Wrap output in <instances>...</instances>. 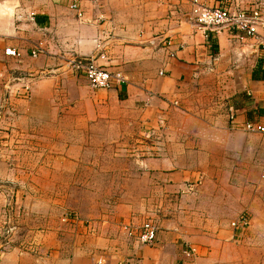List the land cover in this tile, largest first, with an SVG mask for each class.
<instances>
[{
  "label": "crops",
  "instance_id": "0c3cea01",
  "mask_svg": "<svg viewBox=\"0 0 264 264\" xmlns=\"http://www.w3.org/2000/svg\"><path fill=\"white\" fill-rule=\"evenodd\" d=\"M198 1L209 7H218L224 2ZM235 1L233 7L249 9L258 5L264 13V0ZM74 3L78 4V9L73 7ZM193 9V0H0L1 106L5 105L3 99L9 92L8 87L13 89L10 104L0 115V178L4 184L13 178L16 169L24 167L23 153L27 145L35 151L43 150L40 145L43 133L38 125L45 117L35 110L36 104L48 100L45 93L49 86H54L49 81H58L56 88L60 87L59 81H63L72 99L78 98L88 106L97 107L101 116L117 118L116 114H123L122 110L121 114L117 110L124 107L125 113H131L126 115L127 119L141 122V130L145 133L158 131L161 122L172 119L173 111L199 116L190 110L195 109L201 118L214 124L210 132L219 142L215 145L221 144L218 137L231 140L225 143L230 159L214 162V166L250 169L254 163L263 169L259 181L263 190L264 147L257 150L247 146V134L260 133H249L239 125L248 121L264 124V50L252 48L250 45L255 42L252 39L242 44L238 34L229 29L217 32L192 27ZM258 29L264 36V14ZM162 37L173 38V44L161 47ZM151 40L158 41L159 45H151ZM8 47L22 53L21 61L6 55ZM36 50L39 54L33 57ZM100 51L107 52L108 59L99 62L112 72L123 73L127 80L125 85L93 89L85 77L68 70L67 61L72 57L90 56ZM46 70L56 72L41 76L40 73ZM19 75L34 77L32 81H26L31 87L30 98L14 99L12 96L23 85L20 82L13 85L11 81ZM51 100L56 106L60 99L51 97ZM232 113L238 121L234 128L230 121ZM50 115L52 121L55 118L57 122L60 118L56 107ZM51 135L52 140L58 139L53 130ZM236 140H242L243 146L233 143ZM63 145L67 148L68 143ZM225 146L220 152L223 153ZM156 148L163 154L145 161L152 178L168 181L169 186L182 191L208 181L203 170L206 163L202 164L204 161L199 157L188 158L187 154L182 157L181 153L187 150L182 143L178 145L180 154L174 158L165 153L167 149ZM197 149L198 145L188 150ZM226 176L228 182L219 178L222 183H227L223 186L224 194H235L237 190L228 183H235L236 177L229 173ZM243 178V184L250 185L251 177L245 175ZM242 186L243 190L250 187L251 191V186ZM253 195L259 197L256 203L250 202L233 220H238L244 213L249 216V223L241 232L242 240H237L240 243H233L237 232L220 217L217 222L223 225L217 226V230L215 220H212L205 227L197 225L201 229L197 230L196 236L178 227L176 220H168L157 232L153 245L138 243L139 240L119 248L116 243L89 244L108 247L105 256L100 254L104 264H176L182 259L184 264H217L215 257L208 261L209 249L226 241L229 255L218 259L219 262L264 264V194L260 192L259 196L256 191L245 198L251 200L249 196ZM4 203L1 191L0 224L5 221L4 217L15 215L12 207L5 212ZM28 223L27 219L25 224ZM207 228L213 231L211 237L204 235ZM23 244L33 245L21 243L3 257L1 264H94L88 257L90 249L80 248L78 243H68V249H61L60 243H47L46 249L41 250L42 246H39L35 254L20 250ZM189 247L195 249L193 258L185 255ZM237 249L243 251L244 256L232 253Z\"/></svg>",
  "mask_w": 264,
  "mask_h": 264
},
{
  "label": "rangeland",
  "instance_id": "374dc122",
  "mask_svg": "<svg viewBox=\"0 0 264 264\" xmlns=\"http://www.w3.org/2000/svg\"><path fill=\"white\" fill-rule=\"evenodd\" d=\"M49 83L54 86H49L45 93L48 100L36 104L35 109L45 117L38 125L43 133L39 142L43 150L35 151L27 145L23 153L24 167L16 169L13 178L5 183L8 189L2 191L5 212L12 207L15 214L6 217L18 225V230L7 239L6 217L0 224V239L9 242L0 243L6 247L5 255L21 243H32L28 246L23 244L20 250L34 254L41 246V250L46 249L47 243H60L61 249H68V243H78L80 248L90 249L88 257L96 264L95 259L100 254L105 256L104 252L109 249L89 243H116L119 248L137 242L138 232L144 223L152 222L160 230L168 220H176L178 227L196 236L197 230L201 229L197 225L205 227L212 220H215L214 228L217 230V226L223 225L217 222L220 217L237 232L236 242H232L240 243L237 240H242L243 226L236 229L232 223L250 202L256 203L259 198L253 195L248 200L245 197L249 193L257 191L259 196L260 192L264 194L259 182L263 169L254 163L250 169L245 166L237 169L214 166V162L230 159L225 143L231 140L218 137L221 144L215 145L219 142L210 132L214 127L212 121L201 118L200 113L189 107L199 116L173 111L172 119L161 122L158 131L145 133L141 130V122L127 119L126 115L131 113H125L124 107L117 110L119 113L123 111L122 115L116 114L117 118L101 116L97 107L88 106L78 98L72 99L63 81H59V88L55 86L58 81ZM51 97L59 98V104L54 106ZM55 107L60 112L59 122L55 118L53 121L50 119ZM52 130L58 139L52 140ZM28 133L33 134L30 130ZM247 135L248 147L257 150L264 147V135ZM65 143H68L67 148L63 145ZM181 143L187 147L181 153L182 157L187 154L188 158L202 159V164L206 163L203 170L208 177L207 182L186 187L185 191L169 186L168 181L152 178L145 165L148 158L163 154L156 146L167 149L165 153L174 158L180 154L178 145ZM233 143L243 146L244 142L236 140ZM197 145L198 149L201 148L199 152L198 149L188 150ZM222 146H225L223 153L220 152ZM227 173L236 177L235 183H228L237 190L235 194H224ZM245 175L251 177L250 185L243 184ZM219 178L226 181L222 183ZM242 185L251 186V191L250 187L243 190ZM27 219L29 223L26 225ZM204 232L205 236L211 237L213 231L210 228ZM232 253L244 256L239 249ZM208 255V261L215 257L217 264H226L218 261L229 255L226 241L211 247Z\"/></svg>",
  "mask_w": 264,
  "mask_h": 264
},
{
  "label": "built area",
  "instance_id": "2783aa9c",
  "mask_svg": "<svg viewBox=\"0 0 264 264\" xmlns=\"http://www.w3.org/2000/svg\"><path fill=\"white\" fill-rule=\"evenodd\" d=\"M235 0H224L221 5L218 7H209L206 4L201 3L198 0H193V16L190 18L192 27H198V29L215 30L219 32L223 29H229L230 31L236 32L239 37V40L242 44H247L246 42L249 39L254 40L250 46L253 48H258L264 50V36L259 32V24L263 21V9L261 7L255 6L253 8H241L239 6H234ZM75 9H78L79 6L77 3L73 4ZM150 44L153 46H158V41L151 40ZM161 47H169L173 44V38L171 37H162L160 40ZM42 52V50H40ZM6 55L16 58L18 61H21L22 53L12 47H8L5 50ZM39 51L36 50L32 53L33 57L38 56ZM108 59L107 52L100 51L97 54L85 56V57H72L67 61L68 70L82 77H85L91 84L94 89H110L115 85H125L127 80L123 73L121 72H112L107 66L102 65L99 61ZM55 70L44 71L40 73L41 76L54 74ZM40 76V77H41ZM33 76L25 77L18 76L13 77V85L17 83H22L21 89H17L13 93V98H30L31 87L26 81H32ZM9 92L4 97L5 105H2V110L5 109L11 101V90L12 87H8ZM0 111V115H1ZM230 121L232 127L238 125L236 115L233 113L230 116ZM242 128L249 133H260L264 134V124L259 122L248 121L244 123ZM2 138V128L0 127V140ZM1 191L8 188L4 183L0 184ZM7 227H6V238L10 239L12 235L18 230V225L14 220L6 217ZM249 223L248 214H243L239 217L238 220L234 221L232 225L238 229L244 227ZM2 229L0 228V231ZM156 227L152 222L144 223L138 232V240L145 245H153L157 240V231ZM134 231L131 232L133 235ZM0 243H9L5 242L3 239H0ZM6 253L5 245L0 244V260ZM185 255L187 258L195 255V249L189 247L185 250ZM97 264H104V259L102 257L97 258ZM176 264H184L183 259L178 261Z\"/></svg>",
  "mask_w": 264,
  "mask_h": 264
}]
</instances>
